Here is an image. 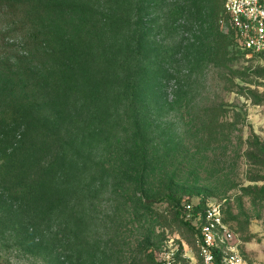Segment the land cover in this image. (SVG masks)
<instances>
[{"label": "rangeland", "instance_id": "1", "mask_svg": "<svg viewBox=\"0 0 264 264\" xmlns=\"http://www.w3.org/2000/svg\"><path fill=\"white\" fill-rule=\"evenodd\" d=\"M203 14L192 29L157 32L166 50L154 66L164 80L135 105L138 115L113 106L104 124L62 117L61 131L72 136L66 152L91 176L98 166L107 174L90 178L93 221L72 236L93 242L67 246L64 238L57 264H195L198 234L176 203L200 200L222 202L245 264H264V58L243 53L225 25ZM15 44L11 59L28 55ZM9 228L0 225V264H55L15 245Z\"/></svg>", "mask_w": 264, "mask_h": 264}, {"label": "trees", "instance_id": "2", "mask_svg": "<svg viewBox=\"0 0 264 264\" xmlns=\"http://www.w3.org/2000/svg\"><path fill=\"white\" fill-rule=\"evenodd\" d=\"M224 2L0 0V225L10 227L15 245L57 264L64 238L67 246L93 242L72 236L93 221L88 204L97 190L90 178L107 172L98 166L91 176L87 164L66 152L72 136L61 131L62 119L77 113L104 124L113 106L138 115L135 105L161 85L154 61L166 46L155 40L157 32L167 38L173 30L192 29L204 10L221 23ZM181 19L185 23L176 25ZM10 40L28 55L11 59L7 49L17 45ZM212 111L221 114V108ZM206 204L176 203V213L198 234ZM215 258L219 263V251Z\"/></svg>", "mask_w": 264, "mask_h": 264}, {"label": "built area", "instance_id": "3", "mask_svg": "<svg viewBox=\"0 0 264 264\" xmlns=\"http://www.w3.org/2000/svg\"><path fill=\"white\" fill-rule=\"evenodd\" d=\"M221 23L233 33L242 50L248 54L264 53V0H225ZM187 209H191L190 204ZM201 218L199 216V223H196L200 261L195 264H245L233 242L235 236L225 221L222 202H207ZM216 251L220 253L219 263Z\"/></svg>", "mask_w": 264, "mask_h": 264}]
</instances>
